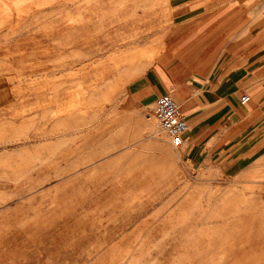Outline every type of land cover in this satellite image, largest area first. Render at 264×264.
Masks as SVG:
<instances>
[{"label": "rangeland", "instance_id": "374dc122", "mask_svg": "<svg viewBox=\"0 0 264 264\" xmlns=\"http://www.w3.org/2000/svg\"><path fill=\"white\" fill-rule=\"evenodd\" d=\"M26 1L14 64L32 85L0 112V264H264V203L251 187L168 161L151 146L172 152L155 117L149 138L102 130L118 120L99 110L103 95L119 94L120 63L184 59L188 25L207 30L202 60L223 61L220 48L237 41L247 55L251 37L264 48V0H238L225 23L220 0ZM46 75L51 102L38 83Z\"/></svg>", "mask_w": 264, "mask_h": 264}, {"label": "crops", "instance_id": "0c3cea01", "mask_svg": "<svg viewBox=\"0 0 264 264\" xmlns=\"http://www.w3.org/2000/svg\"><path fill=\"white\" fill-rule=\"evenodd\" d=\"M25 1L0 0V112L14 110L16 93L32 85L27 80L15 78L16 12L28 5L29 1ZM237 5L238 0H220L222 23L233 18ZM152 21L159 22V18ZM168 21H173L172 16ZM185 22L190 24V17ZM189 27L183 30L186 53L180 62L177 56L170 59L173 52L168 56L164 52L166 55L145 67L137 62L120 63L118 86H115L119 94L103 95V105L99 107L104 116L108 113L106 117L116 118L118 124L103 126L102 130H143L140 135L151 138L155 130L156 101L164 94H171L188 120L184 144L178 149L171 147L172 152L166 143L159 142L162 140L152 139L151 146L158 152H165L168 161L177 157L190 176L200 175L206 177L205 181L230 178L251 187L253 194L264 203V48L255 49L254 37H251L247 55L239 51L237 41L220 48L224 56L230 55L223 61L202 60L201 55L207 53V30L192 32ZM230 46L232 48L228 49ZM45 63L46 69V60ZM38 83L45 102L53 101L47 75ZM243 96H249V101L242 103ZM54 101L59 99L54 97ZM94 109L91 105L88 113ZM129 148H118V153L111 154L106 162L115 161ZM153 156L156 158L159 154ZM199 224L200 229L219 230L222 226L220 222Z\"/></svg>", "mask_w": 264, "mask_h": 264}, {"label": "built area", "instance_id": "2783aa9c", "mask_svg": "<svg viewBox=\"0 0 264 264\" xmlns=\"http://www.w3.org/2000/svg\"><path fill=\"white\" fill-rule=\"evenodd\" d=\"M249 99V96H243L242 103L248 102ZM154 114L170 146L173 149L180 148L189 129L187 117L180 104L171 94H164L157 99Z\"/></svg>", "mask_w": 264, "mask_h": 264}]
</instances>
